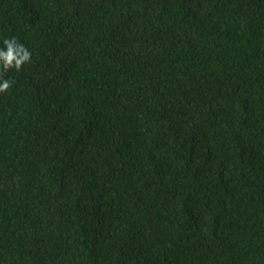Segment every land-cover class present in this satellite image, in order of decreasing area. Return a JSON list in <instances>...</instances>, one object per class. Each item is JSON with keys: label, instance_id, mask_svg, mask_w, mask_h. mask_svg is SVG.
I'll return each mask as SVG.
<instances>
[{"label": "trees", "instance_id": "1", "mask_svg": "<svg viewBox=\"0 0 264 264\" xmlns=\"http://www.w3.org/2000/svg\"><path fill=\"white\" fill-rule=\"evenodd\" d=\"M0 264H264V0H0Z\"/></svg>", "mask_w": 264, "mask_h": 264}, {"label": "clouds", "instance_id": "2", "mask_svg": "<svg viewBox=\"0 0 264 264\" xmlns=\"http://www.w3.org/2000/svg\"><path fill=\"white\" fill-rule=\"evenodd\" d=\"M32 53L15 37L5 38L3 47H0V71L15 70L19 72L22 67L31 61ZM13 86V81L0 76V94H5Z\"/></svg>", "mask_w": 264, "mask_h": 264}]
</instances>
